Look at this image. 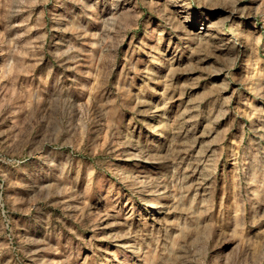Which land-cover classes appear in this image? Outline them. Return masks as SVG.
<instances>
[{"label":"rangeland","instance_id":"1","mask_svg":"<svg viewBox=\"0 0 264 264\" xmlns=\"http://www.w3.org/2000/svg\"><path fill=\"white\" fill-rule=\"evenodd\" d=\"M0 264H264V0H0Z\"/></svg>","mask_w":264,"mask_h":264}]
</instances>
